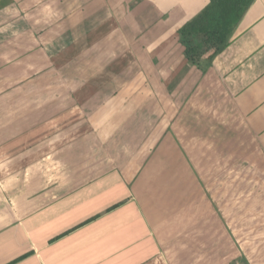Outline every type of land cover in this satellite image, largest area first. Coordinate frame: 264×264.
I'll return each mask as SVG.
<instances>
[{
	"label": "crops",
	"instance_id": "1",
	"mask_svg": "<svg viewBox=\"0 0 264 264\" xmlns=\"http://www.w3.org/2000/svg\"><path fill=\"white\" fill-rule=\"evenodd\" d=\"M209 2L0 0V264H264V0L201 71Z\"/></svg>",
	"mask_w": 264,
	"mask_h": 264
},
{
	"label": "trees",
	"instance_id": "2",
	"mask_svg": "<svg viewBox=\"0 0 264 264\" xmlns=\"http://www.w3.org/2000/svg\"><path fill=\"white\" fill-rule=\"evenodd\" d=\"M256 0H210L179 30L186 59L201 71L230 45L234 32Z\"/></svg>",
	"mask_w": 264,
	"mask_h": 264
},
{
	"label": "rangeland",
	"instance_id": "3",
	"mask_svg": "<svg viewBox=\"0 0 264 264\" xmlns=\"http://www.w3.org/2000/svg\"><path fill=\"white\" fill-rule=\"evenodd\" d=\"M1 15H2V14H1ZM1 15H0V17H1ZM4 17H5L6 20L9 18V16H6V15H5ZM0 26H5V27H6V26H7V22H5V25H3V24L1 25V24H0ZM219 133L221 134V132H219ZM225 137H226V136H225ZM226 139H228V138H226ZM258 180L261 182L260 179H257V181H258ZM262 183H263V182H262ZM258 223H259V222H258ZM260 235L262 236L263 233H259V232H257V236H260Z\"/></svg>",
	"mask_w": 264,
	"mask_h": 264
}]
</instances>
